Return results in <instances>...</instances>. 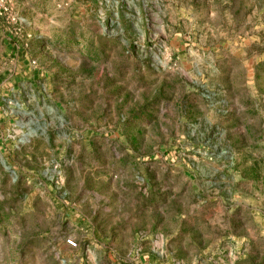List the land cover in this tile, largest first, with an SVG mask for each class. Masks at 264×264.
<instances>
[{"label":"rangeland","instance_id":"374dc122","mask_svg":"<svg viewBox=\"0 0 264 264\" xmlns=\"http://www.w3.org/2000/svg\"><path fill=\"white\" fill-rule=\"evenodd\" d=\"M11 1L0 264H264V0Z\"/></svg>","mask_w":264,"mask_h":264},{"label":"crops","instance_id":"0c3cea01","mask_svg":"<svg viewBox=\"0 0 264 264\" xmlns=\"http://www.w3.org/2000/svg\"><path fill=\"white\" fill-rule=\"evenodd\" d=\"M8 6L10 9L9 18H0V101L3 102V105L4 95L9 94L6 99L15 97L14 92L18 87L27 92L35 77L29 61V52L24 43L26 40L23 41L19 38L16 33L17 29L13 25L15 20H18L23 26L27 25V21L25 18L13 15L14 3L11 0H8ZM3 20L5 21L3 22Z\"/></svg>","mask_w":264,"mask_h":264},{"label":"built area","instance_id":"2783aa9c","mask_svg":"<svg viewBox=\"0 0 264 264\" xmlns=\"http://www.w3.org/2000/svg\"><path fill=\"white\" fill-rule=\"evenodd\" d=\"M9 14H10V9L8 6V0H0V18H9ZM116 22L113 21L112 19L108 22L103 15H101V13L98 16V27H99V31L101 32L102 35L105 36H118L119 34H121V30L116 31V28L112 27V25H115ZM153 62L157 65V66H163V61L160 60V58L156 55V57H154ZM30 64L33 66L35 65V62L32 61L30 62ZM27 93L28 96L30 97H34L36 95L35 90L32 87H28L27 89ZM40 94V93H37ZM4 107H5V113H8V115L10 116H15V115H21L22 114V108L23 105L21 103V101L15 97H11V98H7L4 101ZM16 125H20L19 122H16ZM14 127V126H13ZM12 133H10L8 135V137L10 139H14L15 138V132L11 131ZM9 133V132H8ZM31 134V133H30ZM33 134V133H32ZM28 137V134L24 135L22 134V138ZM66 245L68 247H72L75 248V242L71 239H68L66 241Z\"/></svg>","mask_w":264,"mask_h":264}]
</instances>
